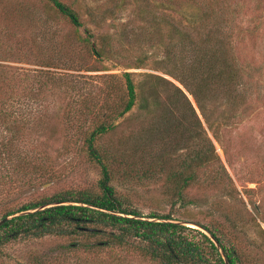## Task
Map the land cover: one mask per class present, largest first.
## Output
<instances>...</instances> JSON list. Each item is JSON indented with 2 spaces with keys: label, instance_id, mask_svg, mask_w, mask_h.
Instances as JSON below:
<instances>
[{
  "label": "rangeland",
  "instance_id": "1",
  "mask_svg": "<svg viewBox=\"0 0 264 264\" xmlns=\"http://www.w3.org/2000/svg\"><path fill=\"white\" fill-rule=\"evenodd\" d=\"M62 1L78 13L80 26H73L45 0H0V68L8 75L0 82V100L11 96L6 102L11 116L4 121L0 117V138L13 124L25 123L27 132L15 148L26 157L24 161L23 157H14L15 151L12 154L16 164L24 163L20 176L13 168L3 169L0 162V207L61 189L100 191V168L88 158L84 137L99 118L95 111L103 113L125 96L124 72L131 73L139 91L151 79L148 74L183 88L160 66L164 47L144 19L143 0ZM145 1L149 5L145 7L160 19L184 25L195 23L198 15L210 8H225L227 16L236 20L231 40L237 53L245 61L263 64L259 81L264 94V0ZM157 87L162 101L166 87L161 83ZM188 95L199 115L193 97ZM153 103L151 100L150 105ZM248 105L240 122L227 123L218 131L220 142L209 132L235 188L230 193L224 188V175L215 187L199 185L197 168L196 182L185 190V200L172 198L176 195L174 182L159 166L168 163L155 161L159 151L152 150L149 155L134 148L138 138L143 140L141 134L160 121V115L153 117L140 100L114 120L115 128L98 137L96 145L121 154L116 153V161L110 160L111 184L119 193L128 194L143 215L170 212L175 221L204 232L202 225H206L236 246L243 264H264V95L261 99L252 95ZM85 106L89 112L85 118L79 117ZM69 113L72 118L67 117ZM164 127L160 126V131H165ZM197 146L182 144L179 152ZM61 241L46 237L8 242L0 248V264H39L40 259L56 252ZM93 254L87 255L91 264H111L113 260L159 264L128 249ZM76 258L70 255L69 260Z\"/></svg>",
  "mask_w": 264,
  "mask_h": 264
},
{
  "label": "trees",
  "instance_id": "2",
  "mask_svg": "<svg viewBox=\"0 0 264 264\" xmlns=\"http://www.w3.org/2000/svg\"><path fill=\"white\" fill-rule=\"evenodd\" d=\"M45 1L73 26L81 25L78 13L70 5L62 0ZM216 2L218 0H214ZM142 3L144 19L148 20L153 31L158 34L157 42L164 47V56L159 60L160 66L193 97L199 115L189 95L180 86L161 76L148 74L151 79L139 91L131 73L124 72L122 77L125 96L105 112L95 111L99 118L84 137L88 158L100 168V191L61 189L30 197L20 204L2 205L0 219L12 216L0 224V248L15 240L55 237L62 240L55 249L56 252L40 259L39 264L46 261L45 264H91L87 259L88 254L94 253V257L99 251L117 248L137 252L159 264H243L236 246L224 241L218 234L219 231L202 225L216 243L206 232L172 219L170 212L161 214L153 211L143 215L133 205L128 194L119 193L111 184L110 160L116 161L117 150L113 153L110 149L99 148L96 139L113 130L114 120L129 112L140 100L145 111L154 114L153 117L160 115V121L155 128L141 134L143 140L138 138L134 148L139 153L149 155L152 150L159 151L155 161L158 160V164L168 163L159 166L162 171L167 172V179L174 182L176 195L172 198L185 200V190L196 182L197 168L199 185L205 183L203 186L215 187L218 181L222 182L221 175H224L227 180L224 188L230 193L235 188L209 132L220 142L218 131L227 123H234L236 120V123L240 122L239 119L249 109L248 102L252 95L260 99L264 95L261 93L259 81L263 64L255 65L251 61H245L237 53L231 40V29L236 20L227 16L225 8H210L199 14L195 23L184 25L173 19V22L171 19H160L162 17L156 16L150 8L145 7L148 5L146 1L143 0ZM85 39L89 42V38ZM91 47L100 54L96 46L91 44ZM6 73V69L0 68V82L6 79ZM158 83L166 87L162 101L159 98ZM10 97L0 100V117L3 121L11 116L6 106ZM151 100L155 108L153 104L150 105ZM89 110V107H83L78 116L85 118ZM67 117L72 118L70 113ZM14 119L18 120L15 117ZM24 125H10L7 127L8 133L0 138V162L3 169L13 168L14 174L18 176L24 163L16 164L14 157H23V161L26 157L21 156L22 152L15 148L18 147L21 136L27 133ZM159 125H165V131H160ZM182 144L198 146L197 149L187 148L180 153ZM223 149L226 155V150L224 147ZM119 155L121 154L117 153ZM182 155L183 158L179 160ZM201 175H205L203 180H200ZM27 180L33 184L35 182L30 178ZM37 183L43 185L47 181ZM236 226L237 224L234 225ZM70 255L77 258L69 260ZM116 263L113 260L111 264ZM117 264L122 262L119 260Z\"/></svg>",
  "mask_w": 264,
  "mask_h": 264
},
{
  "label": "water",
  "instance_id": "3",
  "mask_svg": "<svg viewBox=\"0 0 264 264\" xmlns=\"http://www.w3.org/2000/svg\"><path fill=\"white\" fill-rule=\"evenodd\" d=\"M63 203H66V201L65 202H63ZM73 203H77V202H73ZM80 204H84V203H80ZM12 215H8V216H5V217H3V218H1L0 219V224L1 223H3L4 221H6L7 219H9L10 217H11ZM143 218H148V217H143ZM149 219H153V220H159V219H156V218H149ZM161 220V219H160ZM206 231V230H205ZM207 234H209L208 232H206ZM209 236L214 240V238L209 234ZM215 241V240H214ZM216 242V241H215ZM217 243V242H216ZM219 250H220V252H221V254H223V252H222V250H221V248L219 247Z\"/></svg>",
  "mask_w": 264,
  "mask_h": 264
}]
</instances>
